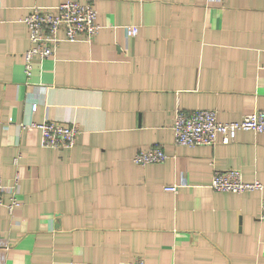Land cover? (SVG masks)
I'll use <instances>...</instances> for the list:
<instances>
[{"label":"crops","instance_id":"obj_1","mask_svg":"<svg viewBox=\"0 0 264 264\" xmlns=\"http://www.w3.org/2000/svg\"><path fill=\"white\" fill-rule=\"evenodd\" d=\"M59 1L0 0V176L20 177L0 264H264V133L176 145L171 129L175 110L264 109V0H90L94 38L60 40L27 74L24 17ZM46 120L76 123L75 143L42 145ZM154 143L163 161H133ZM228 168L263 188L212 189Z\"/></svg>","mask_w":264,"mask_h":264},{"label":"built area","instance_id":"obj_2","mask_svg":"<svg viewBox=\"0 0 264 264\" xmlns=\"http://www.w3.org/2000/svg\"><path fill=\"white\" fill-rule=\"evenodd\" d=\"M24 23L29 40V46L23 53L24 71L27 74L30 73L31 64L35 59L53 55L60 40H91L100 28L97 12L90 0H60L53 6L34 5L25 15ZM125 31L128 36H135L137 27L126 26ZM36 106V103H32L31 110H35ZM32 126L40 130L42 145L58 148L71 147L79 131L74 122L56 120H46ZM171 129L176 145H212L217 141L226 144L235 138L239 130L264 133V109L255 108L240 119L230 121L219 119L214 109L175 110ZM166 157L163 148L154 143L138 150L133 156V161L144 165L161 162ZM19 179V174L16 173L10 182L5 183L0 176V207L5 206L9 212L19 204ZM209 186L214 190L233 193L263 188L259 180H244L237 168L215 170ZM163 189L176 191L177 186L170 184ZM259 217L264 220V199Z\"/></svg>","mask_w":264,"mask_h":264}]
</instances>
